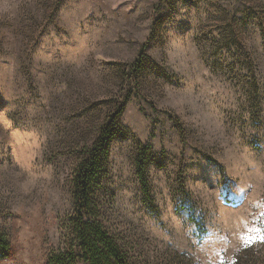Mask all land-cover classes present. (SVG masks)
<instances>
[{
  "label": "rangeland",
  "instance_id": "374dc122",
  "mask_svg": "<svg viewBox=\"0 0 264 264\" xmlns=\"http://www.w3.org/2000/svg\"><path fill=\"white\" fill-rule=\"evenodd\" d=\"M127 96L95 197L130 264H264V0H0V264L63 247L74 164Z\"/></svg>",
  "mask_w": 264,
  "mask_h": 264
},
{
  "label": "trees",
  "instance_id": "16d2710c",
  "mask_svg": "<svg viewBox=\"0 0 264 264\" xmlns=\"http://www.w3.org/2000/svg\"><path fill=\"white\" fill-rule=\"evenodd\" d=\"M141 55L129 67L128 86L135 83L133 74L141 70ZM129 97L117 103L105 117L93 141L82 146L72 169L70 183L73 205L67 218L63 247L52 251L45 264H130L126 253L101 220L96 190L103 176L110 141L120 135L122 114ZM151 161L148 145H141L134 158L135 176L143 195L149 197L147 167ZM10 254V242L0 231V257Z\"/></svg>",
  "mask_w": 264,
  "mask_h": 264
}]
</instances>
